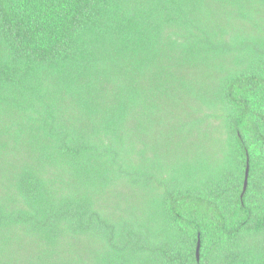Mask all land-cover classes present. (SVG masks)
<instances>
[{
  "label": "trees",
  "instance_id": "obj_1",
  "mask_svg": "<svg viewBox=\"0 0 264 264\" xmlns=\"http://www.w3.org/2000/svg\"><path fill=\"white\" fill-rule=\"evenodd\" d=\"M0 264H264V0H0Z\"/></svg>",
  "mask_w": 264,
  "mask_h": 264
},
{
  "label": "water",
  "instance_id": "obj_2",
  "mask_svg": "<svg viewBox=\"0 0 264 264\" xmlns=\"http://www.w3.org/2000/svg\"><path fill=\"white\" fill-rule=\"evenodd\" d=\"M247 176H248V166L246 164L245 170H244V178H243V186H242V192H241V196L243 195L245 189H246V185H247ZM198 250H199V242L197 241L196 244V249H195V256L196 259H198Z\"/></svg>",
  "mask_w": 264,
  "mask_h": 264
}]
</instances>
